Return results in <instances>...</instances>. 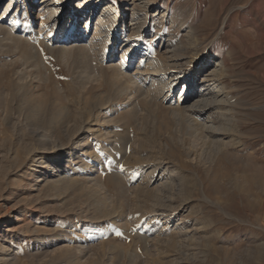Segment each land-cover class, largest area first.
I'll list each match as a JSON object with an SVG mask.
<instances>
[{
  "label": "rangeland",
  "instance_id": "374dc122",
  "mask_svg": "<svg viewBox=\"0 0 264 264\" xmlns=\"http://www.w3.org/2000/svg\"><path fill=\"white\" fill-rule=\"evenodd\" d=\"M8 1L0 264H264V186H252L264 180V0H151L138 33L129 15L98 45L94 26L71 39L24 9L4 14ZM159 54L170 61L149 69ZM221 60L235 129L214 136L194 126L210 108L192 116L185 106L207 73L200 64ZM174 173L191 183L183 198Z\"/></svg>",
  "mask_w": 264,
  "mask_h": 264
},
{
  "label": "bare ground",
  "instance_id": "6f19581e",
  "mask_svg": "<svg viewBox=\"0 0 264 264\" xmlns=\"http://www.w3.org/2000/svg\"><path fill=\"white\" fill-rule=\"evenodd\" d=\"M5 1L6 0H0V6ZM28 1L30 0H9L8 1L9 4L4 14L10 16L12 15V13H14V17L16 19L17 17H19L18 15L21 14L22 10L24 9V16H26L27 18L31 16L36 17L35 18L36 20L41 21L42 29H46L48 31L50 27H53L51 31L55 30L56 32H58V34L61 33L62 31H66L68 34V38L71 39L73 38L74 35H77L79 38H85L86 33L90 31V26H94V33L92 36L93 37L92 39L94 40V44L95 43L97 44V40H99L100 43L109 42L110 40L109 36L112 34L111 31L117 27L119 20L120 19L124 20L123 23L125 24V20L127 19L126 17H129V15H131L132 18L131 25L129 26L131 28L129 30L131 32L138 33V31H140V28L144 24V18H142L141 16L142 12H146L147 10L149 11L151 9L155 11L151 0H133L132 2H130L131 0H123L122 6L116 10L112 5L111 0L108 1L107 0L106 1L104 0H31L30 2ZM34 9H38L40 12L36 14L33 11ZM67 12H69V14H67ZM161 18L167 21L170 20L171 24L175 26V21L173 20V18L168 19V17H165L164 14L161 16ZM178 25H180V23H178ZM113 26L114 28H112ZM188 36L190 38L192 37L190 33L188 34ZM118 41L120 42V38L118 39ZM134 46H136L135 41H131L127 44L126 47L129 48L126 49L124 52L125 57L132 47L135 48ZM166 47L169 50L170 47L169 46ZM140 54H142V59H144V57L147 56L146 53H140ZM170 57L171 55L167 56L164 59V57L161 56L160 54L159 56L156 57L148 56L146 63L149 69L151 68L154 71L158 69L159 71V69L160 68L162 69L163 67L162 65L163 61L167 60ZM173 57H175V54H172V58ZM195 58L196 56H194L192 60L194 61ZM169 61L170 60L168 59V62ZM225 66L226 64L224 60H221L220 62L218 61L214 62L213 66H211L210 68H208L209 66L207 64L201 63L200 67L202 69H206L207 73L203 77L202 83L201 82L196 83V85H198L197 87L200 88L205 87V89L200 90V88H198L199 90L194 91L187 98L186 100L187 105L185 106L186 109L185 112H187L189 115L192 116L200 115L205 111V109L210 108L209 113L203 116L205 119L198 118L197 120L196 119L194 120V126L198 127L199 129L202 128L206 131H210V133L214 136L229 135L235 129L233 125V119H234L232 112L233 104L231 103L230 96L227 94V90L224 88L223 84L220 81V77L223 73V70L225 69ZM150 74L155 75L152 72ZM203 83L204 85L202 86ZM202 90L205 91L202 92ZM208 101H211V103L209 104ZM207 116L208 118H206ZM216 123L220 125L218 129L215 128ZM84 126L85 125H83V127ZM215 129L217 131L213 132ZM62 156L63 153L54 156V158L52 159V164L47 165L48 173L54 174L56 167L53 166V163L58 164ZM149 171L150 174L152 175L155 174L154 170L152 171L150 169ZM175 173L171 174L169 177H177L178 181H180L179 189L177 190L176 194L178 198L180 197L183 198L184 196L187 195V190L191 187V183L189 182L188 179L186 180L185 177L181 175L179 177ZM172 183H170V185ZM252 186H254L256 189L262 187L264 186V180L261 179L253 180ZM244 187H245L244 184L242 186L240 185L239 190H241V192L243 191L244 193L248 192L245 190L246 187L245 188ZM171 195H173V192ZM246 195L248 194L246 193ZM158 203H162V200L159 201L158 199ZM160 210L161 212H165V213L170 211L169 208H163ZM164 217L166 218L165 222L171 219L169 218L168 214L167 215L164 214ZM179 221L180 222L176 224L178 227L184 223V219L182 218ZM182 229L183 228L179 229L181 231L178 232L179 235L185 236V239L187 238L186 239L187 241L191 240V237L188 235V231H184ZM50 244H52V241L50 240L41 239L39 241L40 247H44Z\"/></svg>",
  "mask_w": 264,
  "mask_h": 264
},
{
  "label": "snow or ice",
  "instance_id": "6c2138e0",
  "mask_svg": "<svg viewBox=\"0 0 264 264\" xmlns=\"http://www.w3.org/2000/svg\"><path fill=\"white\" fill-rule=\"evenodd\" d=\"M119 234V233H118Z\"/></svg>",
  "mask_w": 264,
  "mask_h": 264
}]
</instances>
